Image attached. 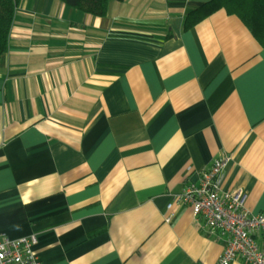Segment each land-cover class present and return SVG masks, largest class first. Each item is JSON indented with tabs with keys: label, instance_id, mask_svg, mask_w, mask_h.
<instances>
[{
	"label": "crops",
	"instance_id": "0c3cea01",
	"mask_svg": "<svg viewBox=\"0 0 264 264\" xmlns=\"http://www.w3.org/2000/svg\"><path fill=\"white\" fill-rule=\"evenodd\" d=\"M208 0H20L0 60V232L43 264H217L188 204L216 158L264 212V45ZM171 216L170 221L168 217ZM234 264H243L236 261Z\"/></svg>",
	"mask_w": 264,
	"mask_h": 264
},
{
	"label": "built area",
	"instance_id": "2783aa9c",
	"mask_svg": "<svg viewBox=\"0 0 264 264\" xmlns=\"http://www.w3.org/2000/svg\"><path fill=\"white\" fill-rule=\"evenodd\" d=\"M229 161L228 156L216 158L202 172L200 183L188 185L167 208L190 205L207 232L224 241L217 264H264V212L254 211L243 189L223 187ZM37 243L35 234L11 238L0 232V264H43L34 249Z\"/></svg>",
	"mask_w": 264,
	"mask_h": 264
},
{
	"label": "trees",
	"instance_id": "16d2710c",
	"mask_svg": "<svg viewBox=\"0 0 264 264\" xmlns=\"http://www.w3.org/2000/svg\"><path fill=\"white\" fill-rule=\"evenodd\" d=\"M67 5L96 16H106L111 0H62ZM20 0H0V60L9 49L11 29ZM225 7L239 16L254 36L264 45V0H208L190 8L185 28H190L217 9Z\"/></svg>",
	"mask_w": 264,
	"mask_h": 264
}]
</instances>
